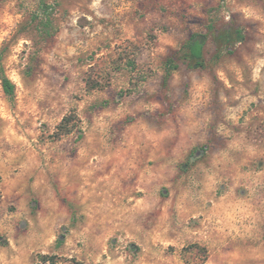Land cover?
I'll use <instances>...</instances> for the list:
<instances>
[{
  "label": "rangeland",
  "instance_id": "374dc122",
  "mask_svg": "<svg viewBox=\"0 0 264 264\" xmlns=\"http://www.w3.org/2000/svg\"><path fill=\"white\" fill-rule=\"evenodd\" d=\"M3 47L0 264H264V0H0Z\"/></svg>",
  "mask_w": 264,
  "mask_h": 264
},
{
  "label": "trees",
  "instance_id": "16d2710c",
  "mask_svg": "<svg viewBox=\"0 0 264 264\" xmlns=\"http://www.w3.org/2000/svg\"><path fill=\"white\" fill-rule=\"evenodd\" d=\"M43 2H46L47 0H41ZM41 19H50L51 14L48 12H44L41 16H39ZM38 18V17H35ZM28 25V24H27ZM42 34H45V37L43 39L47 40L50 36L51 37V31L48 29L46 30L44 28ZM236 34L238 36V41L242 42L245 40L242 32L236 31ZM232 33L228 32L224 37L230 39ZM5 50L6 48L3 47V49L0 51V84L3 88V91L6 95V97L12 102L16 98V88L14 83L10 80V78L7 76L6 73V67H5ZM187 50L188 53L186 54V59L189 61V64L192 68H203L205 67V57H204V42L203 37L198 34H193L190 38V41L187 44ZM178 65L176 64L175 59H169L166 64V71H167V77L169 78L172 75V72L174 70L178 69ZM71 123H72V117H65L61 124V132L63 134H69L71 131ZM62 133L58 134V137L62 135ZM37 264H85L83 261H80L79 259L75 257H66V256H60L55 254H46V255H39L38 256V262Z\"/></svg>",
  "mask_w": 264,
  "mask_h": 264
}]
</instances>
